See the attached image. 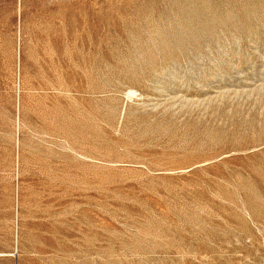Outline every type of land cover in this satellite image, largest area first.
<instances>
[{"label": "rangeland", "instance_id": "374dc122", "mask_svg": "<svg viewBox=\"0 0 264 264\" xmlns=\"http://www.w3.org/2000/svg\"><path fill=\"white\" fill-rule=\"evenodd\" d=\"M0 264H264V0H0Z\"/></svg>", "mask_w": 264, "mask_h": 264}, {"label": "bare ground", "instance_id": "6f19581e", "mask_svg": "<svg viewBox=\"0 0 264 264\" xmlns=\"http://www.w3.org/2000/svg\"><path fill=\"white\" fill-rule=\"evenodd\" d=\"M133 93V92H132ZM130 95V94H129Z\"/></svg>", "mask_w": 264, "mask_h": 264}]
</instances>
